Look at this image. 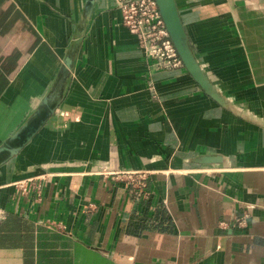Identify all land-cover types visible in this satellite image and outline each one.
<instances>
[{
    "label": "crops",
    "instance_id": "obj_1",
    "mask_svg": "<svg viewBox=\"0 0 264 264\" xmlns=\"http://www.w3.org/2000/svg\"><path fill=\"white\" fill-rule=\"evenodd\" d=\"M174 2L197 74L117 0H0V146L55 103L0 165V264H264V0Z\"/></svg>",
    "mask_w": 264,
    "mask_h": 264
},
{
    "label": "built area",
    "instance_id": "obj_2",
    "mask_svg": "<svg viewBox=\"0 0 264 264\" xmlns=\"http://www.w3.org/2000/svg\"><path fill=\"white\" fill-rule=\"evenodd\" d=\"M122 13V23L137 37L139 48L156 69L180 68L183 61L171 38L157 0H117ZM129 187L145 192L150 171L129 170L125 172ZM25 184L24 190L29 191ZM249 214L245 212L236 219L239 226H245Z\"/></svg>",
    "mask_w": 264,
    "mask_h": 264
},
{
    "label": "water",
    "instance_id": "obj_3",
    "mask_svg": "<svg viewBox=\"0 0 264 264\" xmlns=\"http://www.w3.org/2000/svg\"><path fill=\"white\" fill-rule=\"evenodd\" d=\"M90 2L92 0H89ZM157 2L181 59L190 71L197 74L192 54L185 43L184 28L174 0H157ZM54 107L55 103H52L49 98H45L32 118L26 122L19 132L3 142L0 146V165L8 161L24 147L40 126L48 119L54 111Z\"/></svg>",
    "mask_w": 264,
    "mask_h": 264
},
{
    "label": "rangeland",
    "instance_id": "obj_4",
    "mask_svg": "<svg viewBox=\"0 0 264 264\" xmlns=\"http://www.w3.org/2000/svg\"><path fill=\"white\" fill-rule=\"evenodd\" d=\"M15 156H16V154H14V155L12 156L13 159L11 158L9 162H12V161L14 162V161H15V159H14ZM7 163H8V162H7ZM14 163H15V162H14ZM10 164H11V163H10Z\"/></svg>",
    "mask_w": 264,
    "mask_h": 264
}]
</instances>
